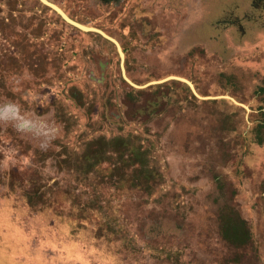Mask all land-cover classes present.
Wrapping results in <instances>:
<instances>
[{"label":"rangeland","instance_id":"obj_1","mask_svg":"<svg viewBox=\"0 0 264 264\" xmlns=\"http://www.w3.org/2000/svg\"><path fill=\"white\" fill-rule=\"evenodd\" d=\"M49 1L145 86L102 34L0 0V105L55 133L0 120V264H264V0ZM171 75L194 89L150 84Z\"/></svg>","mask_w":264,"mask_h":264},{"label":"clouds","instance_id":"obj_2","mask_svg":"<svg viewBox=\"0 0 264 264\" xmlns=\"http://www.w3.org/2000/svg\"><path fill=\"white\" fill-rule=\"evenodd\" d=\"M0 120L9 121L13 123L19 131L33 135L37 139L38 146L42 150L49 146L51 140L55 136V133L50 127L23 117L20 109L14 102L0 105Z\"/></svg>","mask_w":264,"mask_h":264},{"label":"water","instance_id":"obj_3","mask_svg":"<svg viewBox=\"0 0 264 264\" xmlns=\"http://www.w3.org/2000/svg\"><path fill=\"white\" fill-rule=\"evenodd\" d=\"M43 3H45V4H47V5H49L50 7H52L53 9H55L66 21H68L69 23H71V24H73V25H75V26H77V27H79V28H81V29H83V30H86V31H96V32H98V33H100V34H102L104 37H106L107 39H110L111 41H113L116 45H117V47H118V50H119V52H120V55H121V58H122V72H123V76H124V78L129 82V83H131L133 86H136V87H144L145 85H138V84H136V83H134L127 75H126V70H125V66H124V63H123V61H124V52H123V50H122V48H121V46H120V43H119V41L117 40V39H115L114 37H112V36H110V35H108L107 33H105L103 30H101V29H99V28H96V27H92V26H86V25H83V24H81V23H79V22H77V21H75V20H73L71 17H69L66 13H65V11L61 8V7H59L57 4H55V3H53V2H50L49 0H41ZM169 79H180V80H183V81H186V82H188L190 85H191V87L194 89V87H193V84L190 82V81H188L187 79H185V78H182V77H179V76H174V75H171V76H168V77H165V78H163V79H161V80H158V81H152L150 84H154V83H160V82H165V81H167V80H169ZM149 85V84H148Z\"/></svg>","mask_w":264,"mask_h":264},{"label":"trees","instance_id":"obj_4","mask_svg":"<svg viewBox=\"0 0 264 264\" xmlns=\"http://www.w3.org/2000/svg\"><path fill=\"white\" fill-rule=\"evenodd\" d=\"M261 127H264V123H262V126H261ZM233 217H234L233 220H237V223H239L240 226H242V229H243L244 234H245V238H244L243 240H244V241L249 240V239H250V231H249V229L247 228V226L243 223L244 221H240V220H239L240 218H238L236 215L233 216ZM241 220H242V219H241ZM225 228H226V227H223L222 230H221L222 235H223L225 238L230 239L229 234H228V232L226 231ZM230 228H231V229H234L235 231L237 230V229L235 228V225H234L233 223L230 225Z\"/></svg>","mask_w":264,"mask_h":264},{"label":"flooded vegetation","instance_id":"obj_5","mask_svg":"<svg viewBox=\"0 0 264 264\" xmlns=\"http://www.w3.org/2000/svg\"><path fill=\"white\" fill-rule=\"evenodd\" d=\"M175 2V0H174ZM173 5V6H172ZM170 6V9H169V16H168V23H166V20L164 22V25L166 26L168 24V29L170 30V32H176V23H177V16H176V8L174 6V4H172ZM159 23H161L159 21ZM161 26V24H159Z\"/></svg>","mask_w":264,"mask_h":264}]
</instances>
